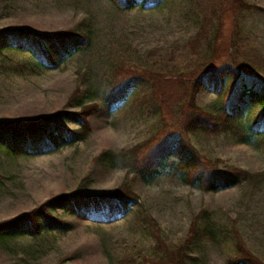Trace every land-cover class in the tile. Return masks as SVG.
<instances>
[{"label": "rangeland", "instance_id": "374dc122", "mask_svg": "<svg viewBox=\"0 0 264 264\" xmlns=\"http://www.w3.org/2000/svg\"><path fill=\"white\" fill-rule=\"evenodd\" d=\"M119 1L0 0V28L52 33L84 29L91 40L48 70H33L25 52L0 53V120H40L61 109L89 111L84 140L53 152L21 155L0 143V221L69 192L98 195L126 187L136 200L125 215L109 220L56 209L51 213L69 224L66 231L0 239V264H148L141 257L154 254V240L137 215L146 211L156 220L163 240L175 245L203 209L220 228L219 235L235 219L251 252L264 262L261 182L243 180L210 191L190 184V175L181 178L164 170L145 179L140 174L169 131L171 119L178 121V83L157 76L177 69L184 74L198 71L196 66L203 62H224L230 43L235 44L231 53L247 57L250 67L264 75V0H162L157 5L137 0L131 8ZM145 68L153 70L157 81L150 107L132 102L131 95L108 103L114 82ZM193 99L203 111L219 107L212 89L200 88ZM235 116L236 127L222 130L212 124V132L193 130L188 141L202 158L217 160L218 167L264 171V138L240 139L244 124L258 119L259 109L243 105ZM58 120L70 129L77 127ZM106 150V157L96 159ZM224 245L219 240L196 242L188 252L194 260L186 264H227Z\"/></svg>", "mask_w": 264, "mask_h": 264}, {"label": "trees", "instance_id": "16d2710c", "mask_svg": "<svg viewBox=\"0 0 264 264\" xmlns=\"http://www.w3.org/2000/svg\"><path fill=\"white\" fill-rule=\"evenodd\" d=\"M161 1L141 0V3L157 5ZM119 4L131 8L138 4V1L120 0ZM228 8L229 5L225 10ZM217 28L218 26L215 29ZM235 31L239 34L238 29ZM88 34L86 30L76 28L52 33L21 27H2L0 28V53L3 49L25 52L32 60L33 70H48L57 68L70 56L89 46L91 40ZM205 45L208 49L209 44ZM234 48L235 44L230 43L226 61L219 64L203 62L196 66L198 71L189 70L184 74L182 69H177L174 72H166L162 77L157 76L159 79H171L178 83L176 112L179 115H174V117L178 116L175 118L178 121L171 119L169 131L164 132L148 162L140 169L142 177L150 179L166 170L178 174L181 178L190 175L188 182L203 190L225 189L243 180L261 182L264 187V171L249 172L236 167L234 170L218 167L217 160L202 158L187 139L188 134L193 130L212 132L214 129L212 124L222 130L236 127L235 115L241 111L243 105L257 107L259 117L244 124L240 139L250 142L249 138L252 136L264 138V75L250 67L247 57L239 58L231 53ZM131 72L120 81L121 83H113L110 80L113 84L110 87L108 103L125 100L131 95L132 102L140 101L143 105L150 107L152 102H155L154 85L157 82L153 80L155 76L153 70L145 68ZM200 88L212 89L217 96L219 107L215 112L203 111L201 106L195 105L193 98ZM156 107L158 106H152L151 109L158 110L159 107L157 109ZM84 109L83 107L72 112L61 109L40 120H0V143L9 151L32 156L53 152L75 141L84 140L88 133L86 118L89 112L87 110L85 112ZM58 118L75 122L77 127L70 129ZM208 122H211V125ZM174 128L178 130H173ZM107 155V150L102 151L96 159ZM0 179H2L1 176ZM135 201L133 193L126 187L115 188L108 194L92 195L76 191L57 195L46 199L34 209L0 221V239L26 234L36 236L35 234L43 230L66 231L69 224L51 213L56 209L75 216L85 215L91 219L109 220L125 215L129 211L130 204ZM209 213L207 209L197 212L184 240L175 245H169L163 240L156 220L146 211H141L136 218L142 227L150 231L155 251L150 257H141V260L148 264H186L188 260H194L188 252L196 242L219 240L221 245L225 244L227 264H264L263 260L254 255L247 246L238 225L235 224V219H230L229 225L225 226L226 229H223L219 235L220 228L211 221ZM129 260L133 261L132 258Z\"/></svg>", "mask_w": 264, "mask_h": 264}]
</instances>
